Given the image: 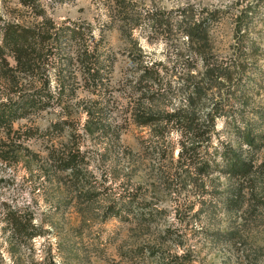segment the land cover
I'll return each mask as SVG.
<instances>
[{
    "label": "rangeland",
    "instance_id": "rangeland-1",
    "mask_svg": "<svg viewBox=\"0 0 264 264\" xmlns=\"http://www.w3.org/2000/svg\"><path fill=\"white\" fill-rule=\"evenodd\" d=\"M43 79L0 124V264H264V0H0V104Z\"/></svg>",
    "mask_w": 264,
    "mask_h": 264
},
{
    "label": "trees",
    "instance_id": "trees-1",
    "mask_svg": "<svg viewBox=\"0 0 264 264\" xmlns=\"http://www.w3.org/2000/svg\"><path fill=\"white\" fill-rule=\"evenodd\" d=\"M9 32L4 34L5 37L7 38L8 35L12 34L13 36H11V40H14V42L16 41H26L25 39L23 40L22 38L24 37L22 34H20L21 31H23V29H15V27L10 26L8 27ZM16 36V37H14ZM13 38V39H12ZM10 39V36H9ZM27 49L26 48H20L17 49V52H15V58L17 59V62L19 64H16V68L17 71L19 72H33L34 71V67L36 64H30L29 60H26L28 58V56H30L31 54L29 52H26ZM49 65V64H47ZM37 67H40V64H37ZM91 68V67H90ZM102 68L99 67V81L101 80L100 77V72H101ZM92 79L95 80L96 76L94 74H92ZM46 79H43V82H41L40 84H37L35 86L32 87L31 92H29V94L24 95V97H22V99L20 100V102L17 104H12L10 102H6V103H1L0 104V124H7L10 123L11 121H13V119H15L17 116H19V114H26L28 113L29 110H44L48 107H50L52 105V100L54 98V93L53 91L49 90L46 86ZM68 89V86L64 83V82H58L56 83L55 86V94H58L59 96L64 94V92ZM70 159L74 160V157H71ZM65 162H67V165L70 167L69 164V159H66L65 161H63V165L65 164ZM228 168L230 170H234L236 172H241L244 169V164H240L237 162H231L230 164H228ZM21 226H17V227H22L24 230L25 227L28 226H24L21 222H19V224Z\"/></svg>",
    "mask_w": 264,
    "mask_h": 264
}]
</instances>
